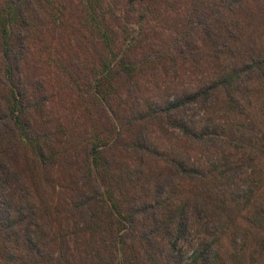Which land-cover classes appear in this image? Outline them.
I'll return each instance as SVG.
<instances>
[{
  "label": "trees",
  "instance_id": "1",
  "mask_svg": "<svg viewBox=\"0 0 264 264\" xmlns=\"http://www.w3.org/2000/svg\"><path fill=\"white\" fill-rule=\"evenodd\" d=\"M143 1L129 0L127 4ZM45 3L48 5L49 0H0V264H264V230L257 229V222L262 220L256 215V206L250 204L255 187L250 183L244 194L236 187L245 169L240 153L248 145L253 149V141L264 152V117L258 122L256 115L246 125L230 121L241 115L240 108L244 107L239 90L248 85L245 80L254 77L253 84L261 83L262 61L253 57L250 44L238 42L242 38L236 35L237 24L249 23L257 8H228L229 17L236 20L234 32L221 35L225 40L220 38L217 26H205L200 21L205 27L196 45V35L191 37L186 32L173 39L172 48L171 42L167 46L162 67L182 62L195 68L202 64L212 67L218 59L220 65L217 68L213 63L216 73L209 77V84L178 93L170 102L155 103L143 96L136 103L130 96L133 87L135 93L140 85V75L129 54L121 58L115 71L107 62L99 65H105V69L89 74L66 68L57 90L52 86V76L36 78L39 66L29 47L35 43L32 29L41 32L37 26L41 13L47 11ZM101 38L103 50L112 51L117 43L112 34L102 32ZM218 44L223 50L211 55V48L216 49ZM200 52L213 62L199 58ZM77 67L86 68L80 64ZM117 78L120 86L116 87L112 81ZM122 88L128 108L119 114L126 116L121 128L127 129L129 139L118 155L108 143L109 135L117 133L120 115L113 105ZM58 98L57 109L54 101ZM85 99L98 111L103 105L102 112L110 120L107 128L101 125L104 135L95 131L91 141H84L80 168L73 166L64 136L69 133V123L77 121L73 113L78 111L71 109V102ZM198 103L219 113L221 119L214 121L212 132L193 131L190 124L194 122L176 118L177 122L171 116L179 108ZM85 108L79 111L85 114ZM48 110L53 119L47 118ZM60 110L72 115L63 120L55 115ZM149 120L157 127L160 122H174L190 139L202 143L212 140L223 152L225 148L234 153L209 161L204 169L186 165L180 156L161 158L165 167L159 178L145 162L147 156L155 155L147 143ZM249 124L261 126L259 137L255 136L257 142ZM237 155L238 160L234 159ZM192 176L201 183L200 188L191 190L194 195L200 194L199 200L185 194L190 188L183 182ZM91 179L96 183H90ZM113 189L119 193V202L113 200ZM42 190H52L42 192L49 203L41 198ZM243 201L248 205V215L244 216L247 226H241L233 215L241 213ZM65 221L73 223L70 234L63 233ZM78 244L85 248L79 249Z\"/></svg>",
  "mask_w": 264,
  "mask_h": 264
},
{
  "label": "rangeland",
  "instance_id": "2",
  "mask_svg": "<svg viewBox=\"0 0 264 264\" xmlns=\"http://www.w3.org/2000/svg\"><path fill=\"white\" fill-rule=\"evenodd\" d=\"M128 1L49 0L48 5L45 3L47 11L41 13V19L38 21L37 26V28L41 29V32L32 29V40L35 43L29 47L32 59L39 66V69L36 70V78L42 79L45 75L52 76V86L57 90L59 84L63 81L66 68L75 73L82 72L89 74L93 72L92 70L96 71L99 69L98 72L102 71L105 65L103 67H99V65L107 62L111 64V69L115 71L118 69L116 66L121 58L129 54L135 60L134 62L137 63L136 67L138 68V75H140V85L136 87L135 93V87H133V93L130 97L136 103L138 102L137 100L141 102L143 96L148 97L155 103L168 102V99L170 102L175 99L178 93L183 94L184 91H192L205 82L209 84V77L215 76L216 67L220 63L216 62L218 59L215 60L216 63L210 61L211 57L207 59L206 55L200 52L199 58L215 63L216 67L211 63L212 67H209V64H202L199 68H195L191 64L184 62L178 64V66L174 65V63H167L166 66L162 67V60L166 57V48L169 43H172H170L172 48L174 44L173 39L177 38L179 34L189 32L191 37L196 35V39L193 41V44L196 45L199 41L197 39L202 35V29L205 26H217L220 38L225 40L221 35L224 33L229 35L235 29L233 19L236 20V17H233V19L229 17V9L232 7L238 8L239 5H243L246 8L256 7L257 12L255 13V17L249 21L250 24H237L236 35L242 38L238 42L246 45L250 44L254 53L253 57H256L258 61H262L260 70L261 83L258 80L259 82L253 84L252 79L254 77L245 80L248 83L247 88L241 87L239 90L241 103L244 104V107L240 108L239 112L241 115L232 117L230 121L234 124L242 123L245 125L247 121L249 123L251 119H255L256 117L258 122L259 120L262 121L264 117V0H237L236 2L234 0H144L142 3L135 2L133 5L127 4ZM211 9L214 10L212 11ZM205 12H208V14L200 18L205 15ZM200 21H203L205 26L203 23L200 25ZM99 24L102 27H99ZM111 30H114V32ZM107 31L117 41L112 51L103 50L101 36L102 32ZM107 34L109 37V33ZM211 50H209L210 54L214 55L219 50L222 51L223 46L218 44L216 45V49L211 48ZM260 53L261 55L259 56ZM98 56H101L102 60H99ZM154 62L159 63L156 64ZM79 64L86 68L77 67ZM153 66H157V69L154 70ZM163 70L166 71L162 72ZM112 83L116 87L120 86L118 78L117 81H112ZM63 96L67 97L68 95L63 94ZM127 99V94L122 88L119 97L115 99V105H113L115 113L119 114L125 108H128ZM59 101V98L54 101L57 109L59 108ZM89 102V99H85L73 100L72 104L70 103L71 109L78 111L76 114L73 113V120L77 121H75V124L69 123V133L64 136V141L68 140L66 148L69 157L74 158V167H82L83 162L81 157L84 155V149L86 148L84 141L86 139L91 141L92 133L95 131L104 135L105 131L101 130L103 128L101 125L107 128L108 118L110 120V116H106L102 112V109L104 110L103 105L101 106V111L100 109L98 111L90 107L91 104ZM129 102L130 104H136L132 100ZM83 107H86L85 109L87 110L85 114L79 111ZM177 112L171 115L172 118H178L180 121L184 119L186 123L194 122L190 124V128L197 132H212L214 121L218 123L221 119L215 108L209 107L207 109L200 103L179 108ZM67 113L69 112L60 110L55 115L63 117V120H66V117L72 115L71 112L66 116ZM47 114L48 119L54 118L53 115H50L49 110ZM119 115L120 120L116 124L117 133L113 132L114 134L111 133L109 135V139L111 138V140L108 143L114 146L112 150L115 154L117 152L118 155L121 153L120 148L124 147L127 139H129V135L126 133L127 129L121 128V124H125L126 122V116ZM205 115L208 116L211 124L210 122H206ZM178 120L177 122H179ZM160 123L161 125L158 127L161 130L155 126L156 123L154 121L149 120L148 122L147 135L149 139L147 143L150 151L155 152V155L147 156L145 159L147 167L152 168L159 175V178L164 172L165 167V161H162L161 158L180 156L185 159L186 165H200V169H204L208 167L209 161L219 160L223 156H231L234 153V151L225 148L223 152L222 147L214 144L215 142L212 140L202 143L201 141L190 139L184 130L179 129L174 122L165 125L162 122ZM140 124H143L142 121H140ZM241 125L238 126L243 128ZM252 125H247L249 132L252 133L253 138L255 136L258 138L261 126L259 124ZM69 135L70 137L68 138ZM253 144L256 145L254 141ZM254 145L252 146L253 149L249 148L248 145L239 155L240 162L243 161L245 169L239 177L236 187L242 194H244V191H249L250 183L255 187V195L250 204L256 206V215H258L260 221L262 220V223H258L255 218V222L258 225L257 229L264 230V152L261 153V148H257ZM117 146L118 148L116 149ZM234 159L238 160V155ZM126 162L128 161L126 160ZM247 176L250 177L248 180H246ZM93 181L95 182L94 179H91L89 182L93 183ZM99 181L102 184L100 179ZM151 183L152 179L149 184ZM183 183L185 188H190L189 193L185 192V194L199 200L200 194L195 193L194 195L191 193V190L193 191L196 187L201 186L200 181L192 176L187 182ZM67 184L68 182L65 183V185ZM103 190H107L106 185L103 186ZM113 190H115L113 200L119 202V193L116 189ZM113 190L110 193L111 195ZM51 191H41V198L44 202L49 203L48 198L42 192L49 193ZM65 192L66 190L63 196ZM178 195L183 198L181 193ZM213 202H216L215 197H213ZM246 206L247 209H245ZM241 208L240 214L234 213L233 215L241 226H247L244 216L248 215V205H246L245 201H243ZM250 208H253V206H250ZM41 219L49 222L43 215H41ZM41 219H39V222L42 224ZM72 225L71 221H65L64 227L66 229L63 230V233L69 232L70 234L72 232L70 229ZM78 246L79 249L85 248L83 244H78Z\"/></svg>",
  "mask_w": 264,
  "mask_h": 264
}]
</instances>
